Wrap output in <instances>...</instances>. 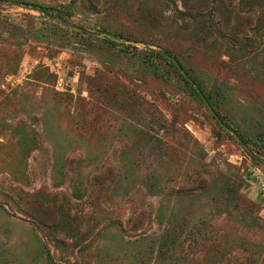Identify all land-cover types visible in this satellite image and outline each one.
Instances as JSON below:
<instances>
[{"label":"rangeland","instance_id":"1","mask_svg":"<svg viewBox=\"0 0 264 264\" xmlns=\"http://www.w3.org/2000/svg\"><path fill=\"white\" fill-rule=\"evenodd\" d=\"M222 3L246 46L166 0H0V264H137L146 235L179 238L175 264H264V127L240 125L253 158L154 53L263 118L264 0Z\"/></svg>","mask_w":264,"mask_h":264},{"label":"trees","instance_id":"2","mask_svg":"<svg viewBox=\"0 0 264 264\" xmlns=\"http://www.w3.org/2000/svg\"><path fill=\"white\" fill-rule=\"evenodd\" d=\"M180 6L177 5L175 0H166V4H171V22L176 29L183 33L190 34L193 38L198 40H206L210 44L213 40L212 38L216 37V34H221V38L226 41L228 48H231L233 45H243L246 46L250 39L243 35V28L240 30H236L233 32L232 30L235 27L229 28L230 17H228L225 13L231 11L230 8L224 2L225 0H179ZM168 2V3H167ZM222 3V7L220 8V17L215 18V12L218 9L219 4ZM249 10L254 6H248ZM225 31V32H224ZM115 39L114 36H110ZM215 39V38H214ZM253 45V44H252ZM157 56L165 59L168 64H170L173 70L180 76L185 85H187L192 93L198 98L202 103L207 105V108L211 111L212 115L217 118L218 123L222 124V127L231 129L236 131L235 139L237 142L255 158L252 150L248 148V140L250 137L246 136L242 127L240 126L246 121H251V123L259 126H263L264 117L261 118L260 108L257 110H245L243 109V116L239 121H236L234 118H224V115L221 113L220 109L225 108L226 113H230L232 111H236L237 107L242 106L243 104L235 103L231 93L222 89L218 86L215 80H211V78L204 77L201 73L198 72H189L183 63L178 60L176 57L170 54V52L164 50H155L154 52ZM178 64V66L175 65ZM227 107V108H226ZM223 121V122H222ZM260 136L264 137V133H261ZM112 170L107 171V175H109ZM112 179V178H111ZM110 179V180H111ZM126 180L127 178H123ZM149 188L153 189L155 186L152 184L151 186L147 185ZM158 186V185H156ZM152 192L162 191L161 188L157 190H151ZM59 216V214H58ZM57 216V217H58ZM38 219V218H37ZM58 220V218H56ZM57 222H60L58 220ZM45 228H49V232H52L55 227L59 223H51L46 224L41 222L40 219L37 220V225H40ZM51 236V235H50ZM56 238V236H55ZM146 241V246H143L138 253L135 255V260L137 264H149V260L151 259L154 250L153 246L155 245L158 239H162L157 245L158 251L155 256V263L161 264H175L176 256L178 253L182 252L183 242L179 238H154L149 240V236H143ZM37 244H42L39 238L36 239ZM149 240V242H148ZM55 239L53 243L55 244ZM142 241L140 238L139 242ZM196 242V241H195ZM197 243L201 244L197 241ZM56 245V244H55ZM49 255V251H48ZM53 264H62V263H53ZM107 264V263H106Z\"/></svg>","mask_w":264,"mask_h":264},{"label":"built area","instance_id":"3","mask_svg":"<svg viewBox=\"0 0 264 264\" xmlns=\"http://www.w3.org/2000/svg\"><path fill=\"white\" fill-rule=\"evenodd\" d=\"M59 80H60V79H59ZM59 80H58V85H61V84H62V82H60Z\"/></svg>","mask_w":264,"mask_h":264},{"label":"water","instance_id":"4","mask_svg":"<svg viewBox=\"0 0 264 264\" xmlns=\"http://www.w3.org/2000/svg\"><path fill=\"white\" fill-rule=\"evenodd\" d=\"M175 65H176V66H178V64H177V63H175ZM209 109H210V108H209ZM226 130H228V129H226ZM234 137H236V135H235Z\"/></svg>","mask_w":264,"mask_h":264}]
</instances>
